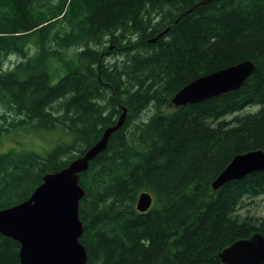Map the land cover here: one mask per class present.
I'll use <instances>...</instances> for the list:
<instances>
[{"label": "trees", "instance_id": "1", "mask_svg": "<svg viewBox=\"0 0 264 264\" xmlns=\"http://www.w3.org/2000/svg\"><path fill=\"white\" fill-rule=\"evenodd\" d=\"M44 1L0 0V134L60 128L73 142L0 155V210L84 155L126 108L80 176L87 264H223L225 248L264 235V215L248 209L264 197V172L212 187L235 156L264 151V0H82L64 33L55 24L69 0ZM54 44L79 49L77 65ZM245 61L255 70L240 90L171 104L189 83ZM57 65L68 72L53 84ZM144 192L153 206L140 213ZM20 248L0 234V264H20Z\"/></svg>", "mask_w": 264, "mask_h": 264}, {"label": "water", "instance_id": "2", "mask_svg": "<svg viewBox=\"0 0 264 264\" xmlns=\"http://www.w3.org/2000/svg\"><path fill=\"white\" fill-rule=\"evenodd\" d=\"M254 70V63L245 61L202 76L179 91L171 104L180 108L238 91ZM127 113L124 108L117 123L107 128L84 155L62 170L46 174L28 200L0 210V234L21 245L20 264H87V250L80 241L84 225L79 205L86 194L79 184L80 176L107 149L111 136L124 127ZM256 172H264V151L238 154L213 182V190L216 192ZM152 206V195L141 193L137 211L147 213ZM218 257L223 264H264V235L257 232L239 240L221 251Z\"/></svg>", "mask_w": 264, "mask_h": 264}, {"label": "rangeland", "instance_id": "3", "mask_svg": "<svg viewBox=\"0 0 264 264\" xmlns=\"http://www.w3.org/2000/svg\"><path fill=\"white\" fill-rule=\"evenodd\" d=\"M84 1V0H83ZM47 2L45 0L43 3ZM82 5V0H69L64 10L61 19L55 24L56 30L61 33L66 32L70 21L74 20L79 12V8ZM52 49L59 51L61 54L66 55L74 60L77 65V53L79 49L71 48L70 50L61 49L58 45L54 44ZM33 47L32 54L35 52ZM17 62V59H13ZM67 70L63 65H57V70L51 69L50 75L52 83L56 84L59 79L67 74ZM173 110V107L168 106ZM258 108H248V112L256 111ZM73 142V136L58 128L55 130H43V129H12L6 133L0 134V155L14 150L16 152H36L41 156H46L53 149L60 144H70ZM252 213L258 216L264 215V197L258 198L251 203L248 208Z\"/></svg>", "mask_w": 264, "mask_h": 264}, {"label": "flooded vegetation", "instance_id": "4", "mask_svg": "<svg viewBox=\"0 0 264 264\" xmlns=\"http://www.w3.org/2000/svg\"><path fill=\"white\" fill-rule=\"evenodd\" d=\"M113 48H111L110 49V51H109V53L107 54L108 56H110L111 55V53L113 52ZM99 101H101V99L99 100ZM78 102H79V105L81 104V101H80V99L78 100ZM108 111H106L105 113H106V116H109V114L107 113ZM118 118H120V116H118Z\"/></svg>", "mask_w": 264, "mask_h": 264}]
</instances>
